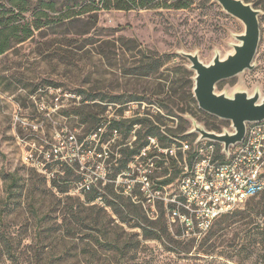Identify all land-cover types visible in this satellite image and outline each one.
Returning <instances> with one entry per match:
<instances>
[{
	"label": "rangeland",
	"instance_id": "obj_1",
	"mask_svg": "<svg viewBox=\"0 0 264 264\" xmlns=\"http://www.w3.org/2000/svg\"><path fill=\"white\" fill-rule=\"evenodd\" d=\"M245 1L260 11L254 67L218 81L215 91L228 96L237 90L258 92L262 98L264 0ZM189 3L180 9L103 10L87 34L46 27L0 53V264H264L263 197H249L219 216L204 240L206 233H186L166 216L169 205L161 198L181 172L173 155L165 163L167 174L155 170V179H170L165 188L156 192V185L144 184L150 198L140 204L131 196L140 205L134 216L128 200L137 188L126 171L114 180L122 201L106 192L107 199L89 202L88 190L76 177L78 165L92 161L91 154L77 147L76 135L55 143L64 130L61 125L80 120L72 107L90 97L95 99L85 103L100 104L106 119L102 130L117 134L122 152L147 140L151 151L172 146L182 161L178 141L191 147L197 141L192 121L214 132L230 128L229 121L198 108L194 71L179 52L195 53L204 63L216 52L224 57L243 25L215 0ZM4 4L10 6L6 0ZM151 61L161 65L151 71ZM111 118L117 131L107 122ZM133 119L139 122L127 130ZM212 122L220 129H210L207 123ZM149 128L154 135H145ZM160 134L174 143L160 140ZM87 171V178L105 175L101 165ZM2 174L17 179L9 191L11 180Z\"/></svg>",
	"mask_w": 264,
	"mask_h": 264
},
{
	"label": "built area",
	"instance_id": "obj_2",
	"mask_svg": "<svg viewBox=\"0 0 264 264\" xmlns=\"http://www.w3.org/2000/svg\"><path fill=\"white\" fill-rule=\"evenodd\" d=\"M63 128L65 131L62 130L59 139L55 142L56 144H63L70 137V140L75 138L73 132L67 131L65 127ZM224 131L231 133L233 131L232 124L230 123L229 129H224L221 132ZM92 134L91 138H93ZM197 137L198 135L196 139ZM243 138L241 142L229 146L227 153L223 150L221 143L207 139L201 141L197 139L193 147L187 141H178V147L181 153L185 155L182 161L174 155V149L170 145L165 146L166 148L162 152L157 151L166 156L163 165L167 167V173L169 165L165 163L170 162L171 157L172 159L175 157L173 161L180 165L181 172L176 178L174 187L161 200L169 205L166 208L167 218L171 222H176L181 230L186 233L191 232L197 236L201 235L208 230L219 216L233 211L250 196L264 191V120L248 122ZM75 143L81 149V144ZM171 143H174V141L172 140ZM148 145L149 143L140 150V154L135 156V160L128 161L126 168L122 171H126L129 174L127 175L129 179L134 181L133 185H136V188L142 191L144 198L140 201L141 203L150 198V192L142 188L144 184L147 188L156 185V192L165 188L164 185L167 184L159 183L167 177L155 179V170L159 168L162 171V169L161 166H156L154 163H150L149 170H147L152 177L138 170L139 176L136 179L131 178L140 156L145 155L146 150L151 151L146 148ZM52 151V155L58 153L57 148ZM185 152H187V155ZM84 153L91 154L89 157L92 161L85 162L83 167L80 164L78 165L80 168L79 173L83 171L80 174L86 176L88 175V167L99 165L105 173L104 177L94 174L92 177H86L84 181H81L83 187L88 190V185L96 178L104 181L106 179L107 181V173L102 166L104 160L97 161L98 157L93 156V151L87 150ZM50 155L48 154V157ZM97 156L100 157L101 155L98 154ZM129 162H131V165H129ZM161 173L165 174L164 172ZM132 197L136 200L135 196ZM136 202L140 204L139 201L136 200Z\"/></svg>",
	"mask_w": 264,
	"mask_h": 264
},
{
	"label": "trees",
	"instance_id": "obj_3",
	"mask_svg": "<svg viewBox=\"0 0 264 264\" xmlns=\"http://www.w3.org/2000/svg\"><path fill=\"white\" fill-rule=\"evenodd\" d=\"M6 2L10 4L9 7L4 4V0L0 2V53L6 52L15 42L25 41L28 37L32 36L34 31H40L42 28L46 27L51 29H57V27L63 28L67 33L71 32L72 34H87L88 31L98 23V13L103 10L121 9L128 11L134 9H150L153 7H173L180 9L190 4V0H172V2H169V0H6ZM25 13H29V15L26 16ZM76 26H78V29L74 30ZM72 27L73 29H71ZM160 65L161 62L159 61H151V71ZM94 99L95 97L81 99L79 102L84 104L72 107V112L74 114H79L80 120L73 126L69 124L66 126L61 125L60 128L65 127L67 131L73 132L74 135L77 136L76 142L81 144V149L93 151V156H95V158L98 157L97 161L104 160L102 166L107 173V181L112 180V183H107V181L103 179L94 177L96 179L88 185L87 200L91 202L98 197L104 200L107 199V193H110L122 201V196L120 194L122 190L116 188L119 185L114 188V180L123 169L126 168L127 162L135 160V156L140 154V150L146 146L149 141L144 140L137 148H131L128 149L127 152H122L120 149L121 142L116 138L117 134L102 131V123L106 119L103 116V112L98 109L100 108V104L98 102L85 103L86 100L91 101ZM102 99L103 97H99V100ZM191 99L194 100L193 97ZM94 106H96L97 109L94 110ZM144 114L149 115L152 122H159L155 117H152L150 112L144 111ZM107 122L110 124L109 126L112 131L118 130L119 127L114 118L108 119ZM130 122L127 130L132 127V124L138 123L139 120L133 119ZM207 124L210 129H220L217 123L212 122ZM92 133L96 134L93 138H91ZM154 134L155 130L149 128L145 135L151 136ZM159 139L163 140L165 143L169 142V144L172 142L171 138L168 140L165 135L162 134L159 135ZM98 154L101 156H97ZM165 158L166 156H164L163 153L157 152L156 149H154V151L146 150L145 155L140 156L139 160L136 162V170L132 172L133 175H131V178L136 179L139 176L138 170L152 177V175L147 172L150 163L161 166L162 172L166 174L167 167L163 165ZM81 172L83 173V171ZM80 173H78L76 177L78 182L86 179V176ZM2 176L5 180H11L6 186L7 191H9L15 186L17 179L15 176L13 177L8 174H2ZM169 181L170 179L165 178L159 181V183L165 184ZM103 182L105 183L103 184ZM65 186L67 185L62 187L60 190L61 192L65 191ZM132 196H135L136 200L139 202L144 198L142 191L138 188L132 192ZM255 196L264 198V191L250 197ZM130 199L131 196H129L128 200L130 210L134 216H138L140 205L132 203ZM214 222L208 230L204 232L206 233L204 240L211 237L207 232L211 229ZM114 247L116 246L114 245Z\"/></svg>",
	"mask_w": 264,
	"mask_h": 264
},
{
	"label": "water",
	"instance_id": "obj_4",
	"mask_svg": "<svg viewBox=\"0 0 264 264\" xmlns=\"http://www.w3.org/2000/svg\"><path fill=\"white\" fill-rule=\"evenodd\" d=\"M215 1L224 12L237 18L243 25L244 31L234 34L236 42L230 44L232 50L224 57H220L216 52L209 63L201 61L195 53L182 51L179 54L188 59L189 68L194 71L192 93L198 108L214 117L229 121L233 128L231 133L214 132L192 121V132L198 135V141L207 139L221 143L227 153L229 146L244 139L248 122L264 120V97L261 98L258 92L248 94L237 90L228 96L215 91L218 81L254 67L253 57L260 39V11L245 0Z\"/></svg>",
	"mask_w": 264,
	"mask_h": 264
}]
</instances>
